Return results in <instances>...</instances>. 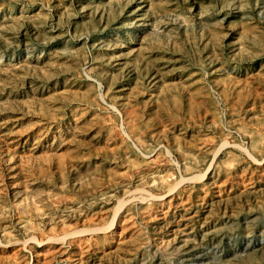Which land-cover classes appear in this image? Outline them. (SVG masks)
I'll list each match as a JSON object with an SVG mask.
<instances>
[{"label": "rangeland", "instance_id": "374dc122", "mask_svg": "<svg viewBox=\"0 0 264 264\" xmlns=\"http://www.w3.org/2000/svg\"><path fill=\"white\" fill-rule=\"evenodd\" d=\"M0 264H264V0H0Z\"/></svg>", "mask_w": 264, "mask_h": 264}, {"label": "water", "instance_id": "95a60500", "mask_svg": "<svg viewBox=\"0 0 264 264\" xmlns=\"http://www.w3.org/2000/svg\"><path fill=\"white\" fill-rule=\"evenodd\" d=\"M133 145V144H132ZM134 146V145H133ZM211 165V164H210Z\"/></svg>", "mask_w": 264, "mask_h": 264}]
</instances>
